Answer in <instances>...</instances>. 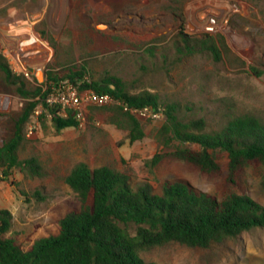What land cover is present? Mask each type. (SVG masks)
<instances>
[{
	"label": "rangeland",
	"instance_id": "374dc122",
	"mask_svg": "<svg viewBox=\"0 0 264 264\" xmlns=\"http://www.w3.org/2000/svg\"><path fill=\"white\" fill-rule=\"evenodd\" d=\"M182 21L190 44L205 34L214 37L218 60L200 44L185 47ZM0 27L11 41L25 40L31 31L39 37L40 46L25 54L31 76L24 81L30 90L44 92L50 71L57 76L64 69H82L89 80L113 75L130 93L155 94L160 105H175L180 119H204L207 132L236 116H254L264 124V0H0ZM0 93L11 97L0 119L1 141L28 102L1 73ZM123 113L118 105L91 107L84 125L60 132L41 114L27 135L34 121L29 116L18 157L34 160L37 172L13 168L5 178L0 170V209L14 212L7 235L22 248L57 234L59 220L79 207L65 183L79 162L121 171L133 188L148 182L160 192L164 182L181 180L218 198L235 191L264 206L263 167H247L228 182L224 157L220 171L212 174L172 156L153 163L156 154L170 150L156 140L163 121L141 120L144 136L130 142ZM138 253L159 264H264V227L208 247L169 242Z\"/></svg>",
	"mask_w": 264,
	"mask_h": 264
},
{
	"label": "trees",
	"instance_id": "16d2710c",
	"mask_svg": "<svg viewBox=\"0 0 264 264\" xmlns=\"http://www.w3.org/2000/svg\"><path fill=\"white\" fill-rule=\"evenodd\" d=\"M180 34L188 50L200 44L213 59L220 58L211 35L205 34L199 42L190 44L189 35L183 32V21ZM0 73L2 80L28 102L15 120L10 136L0 141V170L5 178L13 168L27 167L31 173L37 172L34 160H20L18 151L25 138L24 124L39 101L34 98H42L51 89L52 81L56 84L69 78L80 90L90 88L110 94L116 102L128 107L159 105L155 94L130 93L125 83L113 75L99 80L87 78V81L82 69H64L57 76L50 71V84L40 92V88L28 89L24 78L13 74L1 55ZM115 105L118 104L104 107ZM118 106L123 110L122 105ZM163 106L165 120L157 130L156 140L170 150L156 154L153 163L172 156L212 174L220 171L224 157L228 182H234L247 167L264 168V124L256 117L236 116L220 130L207 132L204 119L182 120L175 105ZM49 111L57 132L65 127H77L72 112L62 116L57 107H49ZM123 112L127 138L130 142L141 139L142 119ZM3 116L0 114V119ZM65 183L76 194L79 207L59 220L57 234L36 238L26 249L7 235L13 216L10 210L0 209V264H159L143 260L138 251L169 242L208 247L254 227H264V206L235 191L218 198L181 180L164 182L160 192H155L148 182L133 188L127 174L106 165L91 168L84 162L71 168ZM261 187L264 190V177Z\"/></svg>",
	"mask_w": 264,
	"mask_h": 264
},
{
	"label": "built area",
	"instance_id": "2783aa9c",
	"mask_svg": "<svg viewBox=\"0 0 264 264\" xmlns=\"http://www.w3.org/2000/svg\"><path fill=\"white\" fill-rule=\"evenodd\" d=\"M40 46L38 35L31 31L25 40H8L4 37L0 27V55L6 60L13 74L23 78H30L29 59L26 53ZM84 79L88 81L87 77ZM10 95L0 93V114H6L10 108ZM39 100L31 116L33 123H28L29 135L32 128L38 124L39 117L44 114L51 118L49 107H57L62 116H67L69 112L73 113L78 125L82 126L87 121V114L91 107H104L113 104L122 105L123 110L142 120L149 122H161L165 120V107L162 105L128 107L120 102H116L112 95L107 93H98L90 88L80 90L69 78L60 79L55 85H52L49 91H46ZM1 173V171H0Z\"/></svg>",
	"mask_w": 264,
	"mask_h": 264
},
{
	"label": "water",
	"instance_id": "95a60500",
	"mask_svg": "<svg viewBox=\"0 0 264 264\" xmlns=\"http://www.w3.org/2000/svg\"><path fill=\"white\" fill-rule=\"evenodd\" d=\"M37 79H38L39 81H41V79H42V72H39V73L37 74Z\"/></svg>",
	"mask_w": 264,
	"mask_h": 264
},
{
	"label": "crops",
	"instance_id": "0c3cea01",
	"mask_svg": "<svg viewBox=\"0 0 264 264\" xmlns=\"http://www.w3.org/2000/svg\"><path fill=\"white\" fill-rule=\"evenodd\" d=\"M9 1H11V0H9ZM14 9V8H13ZM15 10V9H14ZM2 197V195H1V193H0V198ZM10 210V209H9ZM11 211V213L13 214L14 212L12 211V210H10Z\"/></svg>",
	"mask_w": 264,
	"mask_h": 264
}]
</instances>
